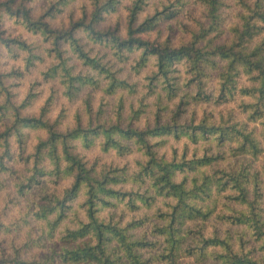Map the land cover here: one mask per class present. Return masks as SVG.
<instances>
[{"label": "clouds", "instance_id": "1", "mask_svg": "<svg viewBox=\"0 0 264 264\" xmlns=\"http://www.w3.org/2000/svg\"><path fill=\"white\" fill-rule=\"evenodd\" d=\"M160 7L0 0V264H264V106L250 123L239 92L258 72L195 54L248 32L249 56L264 0ZM146 16L177 36L163 68Z\"/></svg>", "mask_w": 264, "mask_h": 264}, {"label": "trees", "instance_id": "2", "mask_svg": "<svg viewBox=\"0 0 264 264\" xmlns=\"http://www.w3.org/2000/svg\"><path fill=\"white\" fill-rule=\"evenodd\" d=\"M155 2L161 6L159 9H155L157 13L166 11V8H164L166 0H155ZM168 18L169 17L166 16L164 17V20H167ZM151 19L152 17H145L144 25L137 30V36L135 38L139 41L143 52H155L157 49H159L160 56L158 57V59L160 60V67L163 68L165 65H169L172 62L173 57L169 55V45L177 41V36L173 35L172 30L167 24H165L163 28H160V30H156L158 27L157 25L148 23V21H150ZM248 36L249 33L245 32L241 35L239 43H234L230 47L219 46L210 49L207 52H201L199 49H196L195 54L197 60H200L202 57L212 56L216 53H219L220 56L225 59H227L228 57H233L232 62L229 64V68H231L236 62H240L247 66L248 72H252L253 70L258 72L257 76L248 77V84L241 85L239 88L240 95L242 97H247V100L243 104V109H254V111L250 112L249 117L246 118L250 123L254 124L255 118L260 115L261 106H264V80H261L258 86H253V83L256 80H260L261 77H264V40H260L258 42L256 49L249 56H240L236 53V49L240 46V44L244 43L245 38H247ZM157 40H160L159 44L156 43ZM208 43H211V41H209ZM185 51L191 53L193 50L185 49ZM166 77L167 73L165 72V78ZM235 88L236 84L233 83L232 77L228 76L218 86V101H222L224 104L232 103L233 101L231 99L225 98V93L231 94L233 89ZM217 106H220L219 103L217 104ZM229 111H231V109H229ZM200 119L203 120V114H201ZM157 120H159V116H157ZM194 126L201 127V125ZM227 131L228 129H225V132ZM181 151L182 154H186V152L188 151L187 145H182ZM191 151L194 158V163H200V160L203 158L196 159L195 149L193 148Z\"/></svg>", "mask_w": 264, "mask_h": 264}, {"label": "rangeland", "instance_id": "3", "mask_svg": "<svg viewBox=\"0 0 264 264\" xmlns=\"http://www.w3.org/2000/svg\"><path fill=\"white\" fill-rule=\"evenodd\" d=\"M231 104V103H230ZM227 105V104H226ZM217 107H219V106H217Z\"/></svg>", "mask_w": 264, "mask_h": 264}]
</instances>
